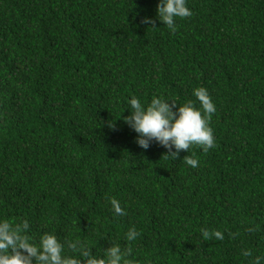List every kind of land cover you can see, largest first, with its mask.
<instances>
[{
	"label": "trees",
	"instance_id": "1",
	"mask_svg": "<svg viewBox=\"0 0 264 264\" xmlns=\"http://www.w3.org/2000/svg\"><path fill=\"white\" fill-rule=\"evenodd\" d=\"M156 3L0 0V217L141 264H250L242 250L264 255V0H187L174 32ZM200 86L213 147L172 159L134 143L132 95L199 107Z\"/></svg>",
	"mask_w": 264,
	"mask_h": 264
},
{
	"label": "clouds",
	"instance_id": "2",
	"mask_svg": "<svg viewBox=\"0 0 264 264\" xmlns=\"http://www.w3.org/2000/svg\"><path fill=\"white\" fill-rule=\"evenodd\" d=\"M190 15L187 0H157L156 19L173 32L176 30V18ZM141 23L150 25L154 20L143 16ZM192 95L199 107L195 106L193 100L178 105L163 95H154L149 102L142 103L132 95L128 99L131 111L123 117V121L137 134L134 143L141 149H148L151 143L156 142L166 150L163 156L172 159L181 150L187 151L193 145L207 152L215 143L209 121L216 107L205 87L194 88ZM183 160L192 167L199 163L194 155H185ZM108 202L116 215H125V209L117 198L108 197ZM28 229L27 220L14 222L0 217V264H141L132 258L130 248H122L119 243H110L97 254L78 237L62 241L48 231L34 237ZM200 231L204 238L223 239V233L218 229L210 231L201 228ZM138 236L139 232L134 226L124 233L129 243ZM242 255L252 257L250 264H264V255L253 256L249 249L242 250Z\"/></svg>",
	"mask_w": 264,
	"mask_h": 264
}]
</instances>
